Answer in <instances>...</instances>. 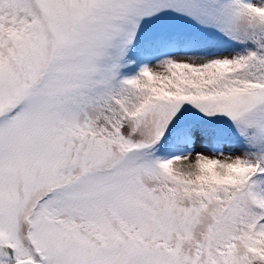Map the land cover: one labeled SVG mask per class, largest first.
Listing matches in <instances>:
<instances>
[{"label": "snow or ice", "instance_id": "1", "mask_svg": "<svg viewBox=\"0 0 264 264\" xmlns=\"http://www.w3.org/2000/svg\"><path fill=\"white\" fill-rule=\"evenodd\" d=\"M0 264H264V0H0Z\"/></svg>", "mask_w": 264, "mask_h": 264}]
</instances>
